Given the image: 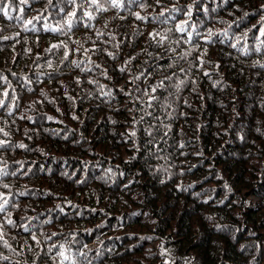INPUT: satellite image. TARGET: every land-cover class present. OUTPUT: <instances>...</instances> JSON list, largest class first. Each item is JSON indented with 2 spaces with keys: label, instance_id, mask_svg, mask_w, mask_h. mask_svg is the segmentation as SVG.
<instances>
[{
  "label": "trees",
  "instance_id": "16d2710c",
  "mask_svg": "<svg viewBox=\"0 0 264 264\" xmlns=\"http://www.w3.org/2000/svg\"><path fill=\"white\" fill-rule=\"evenodd\" d=\"M261 5L10 0L0 194L29 230L4 224L14 251L0 242V264H61L53 243L91 264H264V46L252 51L264 40ZM173 6L182 11L155 19Z\"/></svg>",
  "mask_w": 264,
  "mask_h": 264
},
{
  "label": "snow or ice",
  "instance_id": "6c2138e0",
  "mask_svg": "<svg viewBox=\"0 0 264 264\" xmlns=\"http://www.w3.org/2000/svg\"><path fill=\"white\" fill-rule=\"evenodd\" d=\"M26 0H21V3H25ZM69 2L71 3H75V0H69ZM87 3H90L91 5H94L95 6V11H106L107 9L105 8V4L109 5L110 7L112 8H120L123 4V0H104V3H101L100 0H86ZM129 2H134V0H129ZM157 3L159 4L160 3V0H157ZM9 4H10V0H9V3H5V0H0V12L3 13V15L5 16H9V18L11 19L10 15H9ZM83 7V5H81ZM143 6V5H141ZM261 9L264 10V5H261ZM21 11H23L21 9ZM168 12L169 14L171 13H174V12H178V11H182V9L176 7V6H173L172 8L170 9H162L161 12L159 13V15L157 17H155V19H159L160 17H163L165 16V12ZM85 16H87V18L89 20L93 19V15L91 12H85L84 13ZM187 15L189 17H191L192 13H191V10L189 9L188 12H187ZM247 15V13L245 14ZM75 16V12L73 13H70L69 14V20H68V28L71 29L72 27V19L71 17ZM135 16L137 19H145V17H142L138 12L135 13ZM261 20H264V16L261 17ZM27 23H31V21H27ZM185 24H187V22H185L184 24H181V25H178L177 26V31L181 32V33H184L186 31V28H185ZM87 26V25H86ZM54 31H57L59 29H53ZM259 33H260V36L264 37V26H262L259 30ZM152 35V34H150ZM188 35V39L189 41L192 39V33L191 32H188L187 33ZM196 35H200V33H197ZM214 35L212 29H208V32H207V41L208 42H212V36ZM222 35H227V32L223 33ZM5 39H7V37H5ZM166 39V36H160V40L158 41V43H161L163 42L164 40ZM264 46V40L260 41V44L255 46L252 51H255V52H260L261 51V47ZM57 45H52V48H56ZM232 47H236L235 44L232 45ZM87 51V50H85ZM190 53H184L183 56L181 58H184L186 57L187 55H189ZM245 54H250L249 52H245ZM109 55H112L111 53H109ZM64 57H65V60H68L69 58V54L68 52L66 51L65 54H64ZM197 59H200L199 57ZM73 64H75L76 62L75 61H72ZM203 61L201 60V67H203ZM257 64H259V66L261 68H264V64H260L259 61L256 62ZM77 67H80L79 64H76ZM49 67H51V64L49 63ZM82 71L84 69H81ZM91 69H89L90 71ZM121 71H123L124 69L121 68L120 69ZM184 69H181V72H183ZM205 76L208 75V73L205 71ZM166 80H171L172 77H165ZM90 83H94V81H89ZM185 83L184 80H180L179 84L175 85V87L177 88V90H179L180 86L183 85ZM193 83H195V81H193ZM160 87H163L164 86V83L163 81H161ZM157 91V88L156 87H151V92L152 93H155ZM145 94H147V89H145ZM5 95H7V93H5ZM157 99V97L155 96H149V101L151 100H155ZM4 104H3V101H0V107H3ZM0 131H2V129H0ZM259 131V129H258ZM135 133H133L134 135ZM5 135H7V133H5ZM7 146V141H0V148L2 147H6ZM20 147H24L23 144L19 145ZM2 171V170H0ZM4 175H7L8 173H3ZM12 175H15V173H12ZM5 188L8 187V185H4ZM0 213H6V217H5V220L3 221V223H0V242L3 243L4 247L6 248H9L10 250H13L14 249H11V246L8 244L7 240L4 239V231H3V228H4V224H8V225H12L14 227H23L25 231H28L29 230V226L28 225H19L16 223V221H14L13 219H11V214L8 213L7 209H8V206L9 204L11 203L9 199L5 198L2 194H0ZM47 223V221H46ZM31 235V239L33 241H36L37 244L40 243V241L37 239V236L35 235V233H30ZM52 235H56L55 233H53ZM46 239L50 240L51 237H47ZM141 239H151V237H141ZM53 248H58L57 250V253H56V256H58L61 260V264H63V261H70V264H91V260L88 259V257L85 255L84 252L82 251H78L75 255L76 256H80V257H84V260L82 262H78L76 259L73 258L72 255L70 254H66V252H69L70 250L66 249L64 245H59L57 246L55 243H53L51 245V247H49L47 249V251L49 253L52 252V249ZM56 257L54 256L53 259H55ZM0 260H9V257L7 256H4L2 254H0ZM35 264V262H34Z\"/></svg>",
  "mask_w": 264,
  "mask_h": 264
}]
</instances>
